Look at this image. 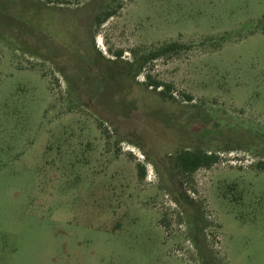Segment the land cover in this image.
<instances>
[{
  "label": "rangeland",
  "instance_id": "1",
  "mask_svg": "<svg viewBox=\"0 0 264 264\" xmlns=\"http://www.w3.org/2000/svg\"><path fill=\"white\" fill-rule=\"evenodd\" d=\"M257 131L264 0H0V264H264Z\"/></svg>",
  "mask_w": 264,
  "mask_h": 264
},
{
  "label": "trees",
  "instance_id": "2",
  "mask_svg": "<svg viewBox=\"0 0 264 264\" xmlns=\"http://www.w3.org/2000/svg\"><path fill=\"white\" fill-rule=\"evenodd\" d=\"M101 15H97L98 23L102 24L108 18L105 16L104 18L100 17ZM156 56V55H154ZM149 81L147 85L152 86L154 88H159L163 85L162 82L151 79L148 75ZM190 100L191 97H189ZM253 138H259L261 142H264V133H260L259 131L251 133ZM218 156L211 152H205L201 150H191V149H184L182 150L177 157L178 166L185 172H194L202 166L210 167L215 162H217ZM144 171V170H143ZM143 171H141V175H143Z\"/></svg>",
  "mask_w": 264,
  "mask_h": 264
}]
</instances>
